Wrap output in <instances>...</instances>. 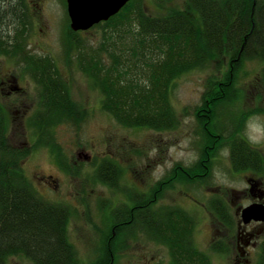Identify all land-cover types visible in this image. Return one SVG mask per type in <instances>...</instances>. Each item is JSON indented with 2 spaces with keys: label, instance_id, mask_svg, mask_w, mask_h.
Here are the masks:
<instances>
[{
  "label": "trees",
  "instance_id": "trees-1",
  "mask_svg": "<svg viewBox=\"0 0 264 264\" xmlns=\"http://www.w3.org/2000/svg\"><path fill=\"white\" fill-rule=\"evenodd\" d=\"M258 2L254 5L253 0H186L185 12H193L192 19L166 4L158 6V16H150L140 0H131L108 21L93 27L102 31L98 48L86 47L74 32H70L72 38L67 39L65 51L72 54L77 67L100 92L102 111L126 129L175 130L179 125L171 104L175 81L185 73L206 67L209 62L228 64L224 72L217 66L220 78L215 74L209 76L203 94L204 103L211 100V104L224 109L222 112H226L227 117L218 113V116L198 119L201 128L196 134L200 147L196 161L185 168L176 163L145 197L133 192L129 196L131 207L122 204L115 209L132 214L133 218L127 219L130 220L126 224L128 227H139L138 214L149 213L145 223L147 234L167 247L169 264L212 262L194 245L191 234L196 219L177 207L156 208V189L160 186L171 188L187 175H193L195 183L201 181L198 175L206 172V165L210 174L216 151L225 148L230 149L233 172L251 170L264 174V155L239 134V124L247 115L243 111L234 112L240 97L234 88L243 64L246 61L264 64V5ZM25 12L17 5V0L0 2V51L11 53V57L18 56L35 83L49 85L48 104L41 103L30 126L36 139L34 148L47 146L42 133L48 127L51 141L48 145L58 158L61 154L57 145H53L52 129L61 122L76 119V106L67 97L65 83L50 57L25 55L29 23L27 27L22 25V32L19 30ZM262 76L264 82V69ZM3 122L0 133V264H8L13 258H24L31 264H83L68 241L71 210L43 200L34 190L21 166L30 150L8 145L4 137L5 119ZM104 177L98 179L109 186L115 184L114 176ZM213 203L210 202L209 211L214 219L225 221L231 227L228 206L221 203L218 210ZM114 216L118 221L117 215ZM122 238V231L116 230L111 244L101 243L98 257L88 264H115L118 253L127 247ZM210 251L221 252V247L211 243ZM257 264H264V244Z\"/></svg>",
  "mask_w": 264,
  "mask_h": 264
},
{
  "label": "rangeland",
  "instance_id": "rangeland-1",
  "mask_svg": "<svg viewBox=\"0 0 264 264\" xmlns=\"http://www.w3.org/2000/svg\"><path fill=\"white\" fill-rule=\"evenodd\" d=\"M24 2L28 6L26 11L30 18L26 49L30 56H46L54 62L67 86L68 98L75 104L79 116L74 120L61 122L52 129L53 145H57L61 154L58 158L55 151L34 148L36 143L34 130L31 122L27 120L25 122L15 120L8 135V143L13 146L15 144L16 147H20L22 143L31 145L32 150L21 163L23 172L43 200L65 205L71 210L72 215L67 224L68 241L76 251L78 259L83 264H88L98 257L101 243H105L103 238H106L107 234L108 212L121 207L122 202L127 204L125 196L129 192H147L172 165L176 163L185 167L192 165L198 157L200 148L196 135L201 128L199 120L205 116H218V113L221 115L224 113L222 116L227 117L226 112H222L224 109L211 104V100L204 103L203 94L208 77L214 74L220 76L217 74V66L219 65L220 71L224 72L228 64L209 62L206 67L185 73L175 81L171 93V104L179 118V125L175 130L155 132L146 129H126L102 111L100 92L77 67L72 54L65 51L67 39L72 38L70 34L72 31L69 28L64 0ZM140 2L150 16H158V6L161 4L177 10L184 7V0ZM46 32L48 34H45ZM77 38L86 47L98 48L102 31L99 28H91L86 32H79ZM22 67L23 64L19 60L0 59V71H11L15 75L19 85L27 92L25 102L31 105L35 89L28 78L27 69ZM263 68L264 65L258 61H246L238 73L234 88L240 93L238 102L234 105V112L238 114L243 111L247 115L240 122L238 129L245 141H247L245 123L249 116L264 115V82L261 78ZM251 147L264 155V146ZM78 152H83L89 159H85L84 155L77 157ZM215 156L209 180L204 186L206 189L189 186L185 187V191L207 205L214 196L210 193L217 188L220 196L227 200L230 214L235 217L231 208V202L234 201L232 191L246 187L245 179L252 175L246 171L233 172L229 154L225 156L223 149L217 150ZM104 162H111L120 168L118 190L115 194L113 190L94 182L95 166ZM60 163L66 167L63 168ZM37 176H51V179L39 181L36 179ZM177 188L165 191L160 205L178 204L184 209L188 208L182 201L184 198H180L181 195L175 192ZM207 188L210 189V193ZM190 213L196 219L195 246L209 255L212 264H232L235 253L230 241H228L230 250L225 255L220 256L219 253L209 251L213 233L211 222L214 221L211 216L199 212L194 204ZM229 231L228 237L233 238L234 226ZM116 257L115 264L168 263L167 250L150 241L145 243L131 241L126 250L118 253ZM8 264L31 263L24 258H13Z\"/></svg>",
  "mask_w": 264,
  "mask_h": 264
},
{
  "label": "flooded vegetation",
  "instance_id": "flooded-vegetation-1",
  "mask_svg": "<svg viewBox=\"0 0 264 264\" xmlns=\"http://www.w3.org/2000/svg\"><path fill=\"white\" fill-rule=\"evenodd\" d=\"M2 0H0L1 2ZM63 1V0H62ZM173 1V0H172ZM258 2V4H260L261 6L264 5V0H253L254 5L256 4V2ZM65 3V7H66V0H64ZM242 4V3H241ZM17 5L20 6L22 11H25L28 9V6H26L24 0H17ZM187 3L186 0H184V7L182 10H178L181 11L180 14H187L188 18H194V13H188L185 12V8H187ZM223 6V5H221ZM188 8H191L190 6H188ZM163 10V9H162ZM161 10V11H162ZM177 10V9H175ZM23 23H21L20 25V31H23L22 25L26 24L24 27H27L28 23L30 22V18L27 15V11L25 12V14L23 13ZM27 32H28V28H27ZM45 34H48L47 32ZM76 34H79V32H77ZM26 54H29V51H27ZM0 59H10V60H19L22 62V64L24 63L21 59H19L18 56L15 57H11V53L9 52H2L0 51ZM264 65V64H263ZM22 69H24V66L22 67ZM264 69V68H263ZM263 71V70H262ZM262 75V74H261ZM28 78L31 80V84L32 87L35 89L34 91V99H33V103L31 105L27 104L25 102V94H27L26 90L23 89V87H21L18 83L17 78L15 77V75L11 72V71H5L2 72L0 71V133L2 132L3 128V121L5 119V127H6V131H5V138L6 141L8 143L9 140V132L10 129L13 127V124L15 123V120L17 119L20 122H25V120H27L28 122L32 121V119L34 120V116L35 113L38 110V107H40L41 103H45L49 101V85L42 83L41 85L39 83H35L31 73H28ZM262 78V77H261ZM262 80V79H259ZM258 80V81H259ZM55 88H61L60 85H53ZM63 88L65 89L66 95L68 97V92H67V86L65 84V87L63 86ZM42 97H43V102L42 101ZM204 111V110H203ZM207 112V111H205ZM79 115H75V118H77ZM38 117H40L38 115ZM11 125V126H10ZM44 135L43 138H45V142H47V146H39L38 148L40 150H48L50 151V146L48 144H50V140H49V135H50V131L48 130V127H46V131L44 133H42ZM0 137H2L0 135ZM34 142V139H33ZM8 145H10L8 143ZM11 147L14 148H20V149H27V150H31V145H27V143H22V145L20 147H16V145L14 144V146L11 144ZM84 153L83 152H78L77 157H83ZM85 159H89L88 156L84 155ZM60 166H62L63 168L66 167L63 163H60ZM175 166L172 165V167L168 170V172L159 180H157L154 185L147 191V192H136L139 193L138 195L140 197H145L147 195V193L158 183L165 177L167 176V174L172 171L171 169ZM203 168L205 167V164H202ZM189 167V166H186ZM183 168H185V166H183ZM120 168L118 167V165L113 164V163H101V164H97L95 166V172H94V182L97 183L98 185H103V187H105L106 189H111L113 190L114 194L116 193V190H118V180L120 178V173H119ZM206 172L203 174H199L198 177H200L201 181H196V183L194 182V176H189L187 175L186 179H182L180 181H177L178 183H175L172 185L171 188H164V186H160L158 189H156L155 191V195L154 196H158V197H154L155 199V207L156 208H167L169 206L172 207H177L179 209H181L183 212H185L186 214H188V216H193V214L190 213V211H193V204L196 205V207L199 209V212L205 213L207 215H210L212 220H214L213 222H211L212 224V229H213V233H212V237H211V242L209 245V251H210V246L211 243H217L219 244V246L221 247V252H218L220 256H222L221 254L225 255L226 253H228L229 249V244L228 241L231 242V244H233V249H234V257L232 259V264H257L258 263V259L260 256V252H261V247L264 244V221H250L246 224L242 223L241 220V211L251 205H259L264 209V174H261L259 172H253L251 170H247L246 172H248L249 174L252 175V177H247L245 179V184L246 187H244L241 190H234L232 191V196L234 197V201L231 202V208L234 212L235 217H232V215L230 214V223H231V227L234 226L235 228V235L232 238L228 237L227 231L230 230L231 227L227 226V222L225 221H216L212 215V213L209 211V204L210 202H214L213 206L214 208L220 210V205L221 203H224L227 205V200L224 199L222 196H220L219 194V190L213 189V193H210V189H208L209 193L214 195L213 198L208 202V204L206 205L205 203H201L199 201H197L195 198H193L190 194H188L187 191H185V187H189V186H196V187H203L206 186L207 181L209 180V176L210 174L207 172V165L205 167ZM101 172H103V174H101ZM107 173L109 176H114L113 180L114 181V185L113 186H109L106 183H104L106 181V177H104L105 174ZM181 173L183 174V172L181 171ZM101 174V175H100ZM99 176H103L105 179L104 182H101L98 177ZM37 180L39 181H49L51 179V176H37L36 177ZM189 179L194 182L191 183L189 181ZM108 180V179H107ZM199 180V179H198ZM187 182V183H185ZM47 184V183H45ZM56 187V186H55ZM178 187V188H177ZM180 187V188H179ZM175 192L179 193V196L181 195L180 198H184L182 201L186 203V205L188 206V208L184 209L182 208L180 205H176V204H172V205H160L161 199L163 198V194L165 191H170L173 189H175ZM206 189V188H204ZM131 193L133 192H129L127 194V196H125V199L127 200V204L125 202H122L123 204L127 205L128 207H131V203L129 201V196L131 195ZM178 196V198H179ZM236 201V202H235ZM241 203H245V205H241ZM230 209V208H229ZM109 210H111V208H109ZM220 213V211H218ZM117 215L116 220L115 221V216L114 214ZM230 213V211H229ZM108 217L106 220V225H107V234L106 238H103L105 240V244L107 246H109L112 242V238H114L115 236V231L116 230H120L122 231V242L125 243V245H129V243L131 241H142V242H153L158 244L160 247H164L167 250V247L161 243L155 242L153 239H151L149 237V235L147 234L148 230L146 228V219L149 216V213L146 211H143L141 213L138 214L139 216V227H128L126 226V224H128L130 222V220H127L128 218L130 219L133 218L132 214L129 211L123 210V211H115L111 210L108 212ZM114 218V219H113ZM193 218H195L193 216ZM122 224V225H121ZM234 224V225H233ZM121 225V226H119ZM124 226V227H122ZM105 227V226H104ZM196 228V227H195ZM195 228L192 229V238H193V242H194V233H195ZM108 232H110V236H108ZM230 232V231H229ZM127 236V237H126ZM230 239V240H229ZM229 242V243H230ZM195 245V244H194ZM127 248V247H126ZM126 250V249H125ZM124 251V250H123ZM168 253V250H167ZM205 253V252H204ZM207 254V253H205ZM208 255V254H207ZM209 256V255H208ZM170 263V257H169V253H168V263Z\"/></svg>",
  "mask_w": 264,
  "mask_h": 264
},
{
  "label": "water",
  "instance_id": "water-1",
  "mask_svg": "<svg viewBox=\"0 0 264 264\" xmlns=\"http://www.w3.org/2000/svg\"><path fill=\"white\" fill-rule=\"evenodd\" d=\"M131 0H66L69 28L72 32H85L97 24L108 21ZM243 224L264 221V209L251 205L241 211Z\"/></svg>",
  "mask_w": 264,
  "mask_h": 264
},
{
  "label": "clouds",
  "instance_id": "clouds-1",
  "mask_svg": "<svg viewBox=\"0 0 264 264\" xmlns=\"http://www.w3.org/2000/svg\"><path fill=\"white\" fill-rule=\"evenodd\" d=\"M245 136L251 146H264V115L253 114L249 116L245 123ZM230 149H223V154L227 156Z\"/></svg>",
  "mask_w": 264,
  "mask_h": 264
}]
</instances>
